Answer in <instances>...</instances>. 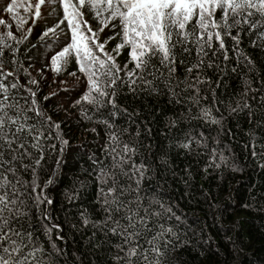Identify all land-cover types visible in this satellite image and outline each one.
Instances as JSON below:
<instances>
[{
	"label": "snow or ice",
	"instance_id": "6c2138e0",
	"mask_svg": "<svg viewBox=\"0 0 264 264\" xmlns=\"http://www.w3.org/2000/svg\"><path fill=\"white\" fill-rule=\"evenodd\" d=\"M241 117L256 118L244 161L222 143ZM77 129L93 140L73 145ZM173 151L202 167L177 173ZM78 164L87 179L57 206ZM245 167L264 172V0L0 3V264H192L179 254L194 243L218 255L164 184L179 175L183 200L199 172L222 184ZM243 207L264 213V184Z\"/></svg>",
	"mask_w": 264,
	"mask_h": 264
},
{
	"label": "trees",
	"instance_id": "16d2710c",
	"mask_svg": "<svg viewBox=\"0 0 264 264\" xmlns=\"http://www.w3.org/2000/svg\"><path fill=\"white\" fill-rule=\"evenodd\" d=\"M2 2L3 0H0V3ZM42 24L43 21H41ZM39 30L38 28L37 31ZM124 55L126 54H122L120 57L121 60H123ZM49 77L51 80V74H49ZM60 78L63 79L64 77ZM43 91L44 94L50 91L47 84L44 86ZM63 99L62 96L54 99L52 107L55 108L58 101ZM64 117L65 113L61 111L56 118L64 119ZM241 122L242 128L239 131H237L236 123L231 124L232 131L236 133L235 140L230 142L228 137L225 136L222 138V143H231L235 152L239 155L240 161H244L243 141L247 137L243 133L256 123V118H253L252 125L249 124L246 117H241V120L237 123ZM69 123L74 125L75 121H70ZM89 126L84 125V127ZM205 131L207 130L205 129ZM69 135L71 136V133ZM85 139L91 142L93 137L91 135L85 136L77 129L76 135L72 137V144L75 145ZM170 163L177 173L180 172L186 163L192 164L194 171L202 167V164L196 165L192 158L182 156L176 151H173L171 154ZM82 167V165L78 164L73 172H69L66 169L59 187L53 193H50L56 196L57 206L61 202L67 203L62 198L65 187H70L73 180L77 177L80 180L87 179L82 173ZM209 172L210 175L207 179L204 178L205 174L203 172H199L195 176L191 197H186L183 200H181V196L185 189L179 175L176 179H172L171 175L168 174V182L164 184V190L173 194L176 200L181 201L182 211L188 214L197 231L207 226V230L211 232L219 252L218 255L211 253H208L206 256L201 255L194 243L192 247L181 252L179 255L182 258L190 259L192 264H237V261H239V264H264V213L243 207L246 202H249V187L253 183L257 186L264 184V172L254 171L252 167H245L244 172H232L229 170L224 173L222 184L218 181L215 174H211V170ZM204 190H207L212 197V203L217 205L216 209L209 207L207 199H200ZM92 191L94 193V188ZM229 197H234V199L230 200ZM189 199L191 200L190 203ZM221 208L224 211H220ZM218 215L220 220L218 224H214L213 221ZM219 225L230 229L227 235L233 237L237 245L236 251L232 250L231 245L225 243L224 234L219 230ZM76 239L83 240L84 237L77 236ZM196 239L198 240L199 237H196Z\"/></svg>",
	"mask_w": 264,
	"mask_h": 264
}]
</instances>
